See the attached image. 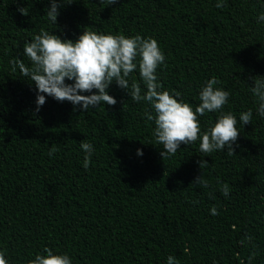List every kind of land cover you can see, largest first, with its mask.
Returning <instances> with one entry per match:
<instances>
[{"label": "trees", "instance_id": "obj_1", "mask_svg": "<svg viewBox=\"0 0 264 264\" xmlns=\"http://www.w3.org/2000/svg\"><path fill=\"white\" fill-rule=\"evenodd\" d=\"M217 2L74 0L54 25L49 0H0V251L9 264H27L45 247L67 253L71 264H167L169 255L179 264H248L253 251L251 264H264V118L249 90L250 77L264 75V22H257L264 0ZM84 26L155 38L165 56L159 82L193 108L205 81L217 77L230 93L224 111L238 121L235 155L204 154L198 140L161 159L144 115L149 105L115 84L114 106L81 112L46 96L35 112L34 83L9 61L30 66L23 45L41 29L75 40ZM131 81L140 82L138 71ZM248 109L252 123L242 125ZM216 115L199 117L202 130ZM81 140L94 146L87 170ZM200 159L208 166L200 169ZM200 174L209 187L191 184ZM245 234L253 240L241 245Z\"/></svg>", "mask_w": 264, "mask_h": 264}, {"label": "clouds", "instance_id": "obj_2", "mask_svg": "<svg viewBox=\"0 0 264 264\" xmlns=\"http://www.w3.org/2000/svg\"><path fill=\"white\" fill-rule=\"evenodd\" d=\"M73 2L74 0H69L68 3H65V0H49V6L46 8L48 20L56 25L59 8ZM107 3L112 5L117 3V0H107ZM215 6L222 8L226 5L223 0H218ZM17 11L21 15H28L26 7H19ZM257 22H264V12L257 16ZM23 55L28 58L30 66H26L24 61L17 57H13L9 65L12 72L19 69V72L31 81L30 84L34 83L35 112H39L40 107L46 103V96L61 103L67 101L73 105V110L79 107L81 112L104 104L114 106L117 100L108 94V89L110 85L115 84L134 102L144 101L149 105L150 110L144 115L155 125V141L163 146L160 151L161 159L175 155L181 144L186 146L198 140L199 150L204 154L226 149L225 153L232 156L235 155V147H239L237 117L232 112L224 111L230 93L219 87L221 81L215 76L206 80L199 91V104L193 108L183 100L179 92H170L159 82L157 69L165 63V56L153 37L98 33L84 26L81 34L71 40L61 39L53 32L41 29L30 42L24 43ZM134 71H138L140 82H130ZM250 79L252 85L249 90L254 98L256 113L264 118V75L251 76ZM207 113L217 115L215 120H209L202 130L199 117ZM252 117L253 111L248 109L239 114V122L242 125L251 124ZM80 148L85 153L83 167L87 170L94 146L81 140ZM56 151L58 149L50 148L49 157ZM142 154V151L137 149V155ZM197 164L200 169L208 166L203 159L198 160ZM191 184L209 187V182L202 174L195 177ZM220 191L227 197L230 193L229 184L223 183ZM209 195L211 196V193ZM210 213L219 215L215 206L210 209ZM252 240L251 235L245 234L240 244L251 243ZM255 255L256 252L253 251L248 256V264H251ZM0 264H9L3 251H0ZM27 264H71V259L67 253L54 252L45 247L41 252H37L33 259L28 260ZM167 264H179V261L169 255ZM213 264H216V261H213Z\"/></svg>", "mask_w": 264, "mask_h": 264}]
</instances>
